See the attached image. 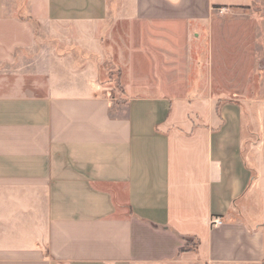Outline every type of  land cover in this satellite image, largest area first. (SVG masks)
Returning <instances> with one entry per match:
<instances>
[{
  "label": "crops",
  "instance_id": "0c3cea01",
  "mask_svg": "<svg viewBox=\"0 0 264 264\" xmlns=\"http://www.w3.org/2000/svg\"><path fill=\"white\" fill-rule=\"evenodd\" d=\"M108 2L0 0V264H264V97L210 93L217 43L264 90V0ZM175 26L209 93L125 95Z\"/></svg>",
  "mask_w": 264,
  "mask_h": 264
},
{
  "label": "rangeland",
  "instance_id": "374dc122",
  "mask_svg": "<svg viewBox=\"0 0 264 264\" xmlns=\"http://www.w3.org/2000/svg\"><path fill=\"white\" fill-rule=\"evenodd\" d=\"M117 0H109V14L107 17V20L105 22H112L113 19L116 18V5ZM121 0H118V3H120ZM119 13V12H118ZM118 17V16H117ZM30 22H35L32 19L29 20ZM157 25L156 27H158ZM163 26V25H162ZM164 27V26H163ZM177 28V34L179 32L183 31V39L181 40L182 36H177V40L174 35H170L173 39L171 43H166V58H155V54L152 53L150 57H144L141 55V61L140 65H137V63L134 65V71L133 74H131V81L134 83V86L131 89V86L128 84L127 81H125L126 84L129 85V90L125 92V95L127 96H135V95H175L180 93H209L205 91H190V84L189 82L194 81L195 79H205L206 75L201 74L206 69V58L204 53V48L200 44L199 47H196V38L189 36V38L186 40L185 38V27L184 26H175ZM170 30H174L172 26H169ZM183 28V29H182ZM158 30V29H156ZM256 33V32H255ZM180 35V34H179ZM253 35V34H252ZM144 41H147V37L143 38ZM186 40V41H185ZM141 41V38H140ZM155 43L151 46L154 47L158 45L157 41L154 40ZM222 42V41H221ZM223 43V42H222ZM141 44V42H140ZM148 44V42H147ZM224 44V45H223ZM217 43L214 53V63H215V75H214V81H219L221 83L219 88H216L213 90L212 94L218 95V96H226V97H237L238 95L242 98L247 97L249 99L251 98H262L264 97V90L259 89L258 82L260 81V75L257 74V67L254 63V61H250V65L253 66L252 69H248L250 74L247 75V80L249 82V85L247 89L243 90H225L224 87L228 86V79H231V82L238 83V77L235 78V76L230 75H223L222 72L225 70L226 67L230 66L232 60V54L233 56H237V53L234 52L233 49L230 50V54L228 57L226 56V53L223 52L227 51V49H224L226 46V43ZM191 47H194L193 51L195 50V57L198 62L194 63L190 59L191 53L190 49ZM172 49V51H177L173 53H169V50ZM161 56H164V54H161ZM234 59V58H233ZM149 64V66H147ZM232 64V63H231ZM195 71L199 75H195ZM243 77V76H242ZM107 78V77H106ZM105 78V79H106ZM126 79V78H124ZM129 79V76H128ZM107 81V80H106ZM109 88H111L108 93L109 96L112 98H116L114 102L117 104H124L125 97L122 95V87L119 82V76L117 73L110 74L108 76ZM235 83V84H236ZM149 86V88H148ZM235 86L233 85H230ZM147 87V88H146ZM163 88V90L159 89ZM179 88V90L177 89ZM186 88V89H185ZM131 89V90H130ZM117 108V107H115ZM123 109V110H122ZM245 109V107H244ZM246 110L248 113L254 116L255 112L258 110L255 106H248L246 107ZM124 107H121V110L116 111L117 113H123ZM247 152V151H246ZM190 241L189 239H187ZM190 243H193L192 241Z\"/></svg>",
  "mask_w": 264,
  "mask_h": 264
},
{
  "label": "built area",
  "instance_id": "2783aa9c",
  "mask_svg": "<svg viewBox=\"0 0 264 264\" xmlns=\"http://www.w3.org/2000/svg\"><path fill=\"white\" fill-rule=\"evenodd\" d=\"M210 224H211L212 226L220 225V224H222V219H221V218H212V219L210 220Z\"/></svg>",
  "mask_w": 264,
  "mask_h": 264
},
{
  "label": "trees",
  "instance_id": "16d2710c",
  "mask_svg": "<svg viewBox=\"0 0 264 264\" xmlns=\"http://www.w3.org/2000/svg\"><path fill=\"white\" fill-rule=\"evenodd\" d=\"M194 243L196 244V241H194ZM187 245V244H186ZM183 249V248H182Z\"/></svg>",
  "mask_w": 264,
  "mask_h": 264
}]
</instances>
